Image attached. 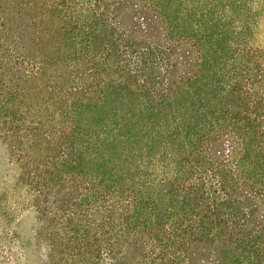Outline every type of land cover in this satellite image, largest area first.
I'll return each mask as SVG.
<instances>
[{
    "label": "trees",
    "instance_id": "1",
    "mask_svg": "<svg viewBox=\"0 0 264 264\" xmlns=\"http://www.w3.org/2000/svg\"><path fill=\"white\" fill-rule=\"evenodd\" d=\"M0 139L51 260L264 264V0H0Z\"/></svg>",
    "mask_w": 264,
    "mask_h": 264
},
{
    "label": "rangeland",
    "instance_id": "2",
    "mask_svg": "<svg viewBox=\"0 0 264 264\" xmlns=\"http://www.w3.org/2000/svg\"><path fill=\"white\" fill-rule=\"evenodd\" d=\"M9 151L0 139V264H62L59 259L63 254L57 253L51 260L48 242L38 238L40 223L32 202L34 186L52 191L49 172L44 171L51 170V159L38 157L36 169L30 168L34 173L22 180Z\"/></svg>",
    "mask_w": 264,
    "mask_h": 264
}]
</instances>
